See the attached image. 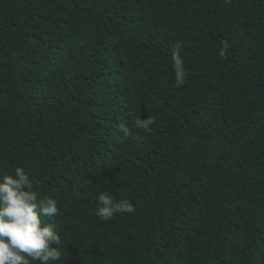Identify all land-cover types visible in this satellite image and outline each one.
<instances>
[{
	"label": "trees",
	"instance_id": "1",
	"mask_svg": "<svg viewBox=\"0 0 264 264\" xmlns=\"http://www.w3.org/2000/svg\"><path fill=\"white\" fill-rule=\"evenodd\" d=\"M17 166L58 202L55 264H264V0H0ZM100 192L135 211L102 222Z\"/></svg>",
	"mask_w": 264,
	"mask_h": 264
},
{
	"label": "clouds",
	"instance_id": "2",
	"mask_svg": "<svg viewBox=\"0 0 264 264\" xmlns=\"http://www.w3.org/2000/svg\"><path fill=\"white\" fill-rule=\"evenodd\" d=\"M172 64L175 86H183L187 72L178 51L172 54ZM154 123L155 119L149 116L136 119L134 125L138 130L151 133ZM120 131L125 136L132 134L123 124ZM96 199L95 215L102 222L112 220L117 213L135 211L127 198L115 201L108 192H100ZM60 215L57 200L33 190L32 179L22 167L17 166L11 174L0 176V264H55L60 261L62 237L55 223L46 222Z\"/></svg>",
	"mask_w": 264,
	"mask_h": 264
}]
</instances>
